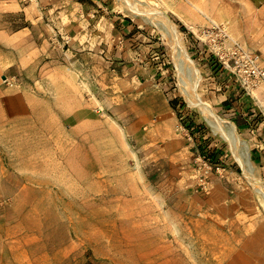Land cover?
<instances>
[{"label":"rangeland","instance_id":"rangeland-1","mask_svg":"<svg viewBox=\"0 0 264 264\" xmlns=\"http://www.w3.org/2000/svg\"><path fill=\"white\" fill-rule=\"evenodd\" d=\"M77 1L93 8L76 31L92 35L89 59L50 27L46 58L0 75V264H264V84L251 86L228 27H186L165 0H137L135 14ZM155 10L199 69L200 98L235 126L236 150L180 92ZM239 45L264 69V41Z\"/></svg>","mask_w":264,"mask_h":264},{"label":"crops","instance_id":"crops-1","mask_svg":"<svg viewBox=\"0 0 264 264\" xmlns=\"http://www.w3.org/2000/svg\"><path fill=\"white\" fill-rule=\"evenodd\" d=\"M165 2L168 11L186 27L194 23H211L213 19L216 23L225 24L232 41L242 46L248 47L252 43L261 44L264 41V0ZM83 4L77 0H39L34 4L18 0H0V75L4 72L3 69L7 68L14 71L24 68L27 74V67L35 60L46 58L49 55L50 27L58 28L61 32H72L76 49L74 55L89 59L92 35L76 34L79 28L89 27V21L81 17L93 8ZM101 36L99 42L104 41V34ZM76 61L78 63V60ZM83 64L85 73L88 74L89 66L86 61H83ZM262 91L264 88L258 93Z\"/></svg>","mask_w":264,"mask_h":264},{"label":"bare ground","instance_id":"bare-ground-1","mask_svg":"<svg viewBox=\"0 0 264 264\" xmlns=\"http://www.w3.org/2000/svg\"><path fill=\"white\" fill-rule=\"evenodd\" d=\"M121 1L130 12L134 14L138 12V7H136L137 0ZM153 12V16L157 20L158 26L162 30L165 37L169 40V45L171 46L173 52L172 56L174 57L172 59H174V65L178 74L177 79L180 92L183 94L188 104L198 108L203 116H205L209 124L220 132L222 137L229 143V146L232 147V149L236 150L237 147L241 145V143L239 136L236 133L235 126L232 123L226 122L219 118L198 95L197 90L200 88L199 84L202 76L194 61L187 54L183 43V38L180 35L176 25L169 19L165 12L159 10H155ZM211 21L214 23L213 19H211ZM244 157L245 155L242 153L241 147L238 150L237 159L248 176H250L249 170L251 169V164L248 159L245 160ZM251 180L253 181L254 185H257L258 179L251 177ZM257 192L264 199V182H261L257 185Z\"/></svg>","mask_w":264,"mask_h":264},{"label":"built area","instance_id":"built-area-1","mask_svg":"<svg viewBox=\"0 0 264 264\" xmlns=\"http://www.w3.org/2000/svg\"><path fill=\"white\" fill-rule=\"evenodd\" d=\"M23 3H32L35 0H20ZM218 29L220 30V37H224L227 40L229 39V37L227 36L225 30L221 27L218 26ZM207 30H203L202 32L205 33ZM230 40V39H229ZM231 50L233 54H239L240 56H242L243 58L246 59V63L250 65V67L252 68V74H253V79L251 80V86L252 87H258L262 84H264V69L257 66V56L254 55H250V54H243L242 53V49L240 47V45L231 40ZM247 80H249V78H246ZM249 83V81H248Z\"/></svg>","mask_w":264,"mask_h":264}]
</instances>
